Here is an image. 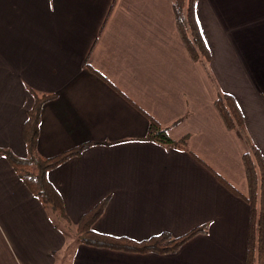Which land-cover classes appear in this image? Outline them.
I'll return each mask as SVG.
<instances>
[{
	"label": "crops",
	"instance_id": "0c3cea01",
	"mask_svg": "<svg viewBox=\"0 0 264 264\" xmlns=\"http://www.w3.org/2000/svg\"><path fill=\"white\" fill-rule=\"evenodd\" d=\"M173 1L0 0V149L27 157L30 91L56 94L41 113L39 153L93 144L49 173L73 230L110 198L97 233H208L170 255L78 244L0 157V264H246L247 144L216 102L236 99L264 156V0H197L210 74L189 55ZM150 119L174 141L189 136V152L144 142Z\"/></svg>",
	"mask_w": 264,
	"mask_h": 264
},
{
	"label": "trees",
	"instance_id": "16d2710c",
	"mask_svg": "<svg viewBox=\"0 0 264 264\" xmlns=\"http://www.w3.org/2000/svg\"><path fill=\"white\" fill-rule=\"evenodd\" d=\"M196 3L197 0H174L173 7L179 33L189 55L194 62L201 63L210 74L211 55L197 22ZM30 92L34 104L27 113L23 132L27 157H19L10 149H0V157L9 162L31 194L42 204L46 212L51 214L57 228L68 235L72 223L63 197L49 180V173L69 160L81 157L93 144L82 145L52 158L42 156L38 151L41 113L45 104L56 100L57 95L41 94L34 90ZM216 108L226 127L241 135L247 144L243 162L249 183V197L246 201L251 212L246 264H264V156L249 137L244 115L236 99L229 94L219 93ZM143 140L165 149L189 152V136L174 141L169 136V130L153 119H150L149 129ZM218 179L229 191L240 196L220 177ZM109 199L101 201L81 217L76 226L78 244L129 254L170 255L177 253L195 237L208 233V228L203 226L194 228L182 236L161 233L143 241L97 233L93 229L94 225L103 215ZM60 220L64 222V227L60 226Z\"/></svg>",
	"mask_w": 264,
	"mask_h": 264
},
{
	"label": "rangeland",
	"instance_id": "374dc122",
	"mask_svg": "<svg viewBox=\"0 0 264 264\" xmlns=\"http://www.w3.org/2000/svg\"><path fill=\"white\" fill-rule=\"evenodd\" d=\"M59 223H60L61 225H64V222H63L62 220H60ZM69 232H71V234H69ZM69 232H68V235H67V236H68V238H69V236H70L69 239H70V241H72V240H71V236H72V237H73V236L76 237V229H75V230L72 229V231L69 230ZM69 239H68V240H69ZM69 249H71V246H69Z\"/></svg>",
	"mask_w": 264,
	"mask_h": 264
}]
</instances>
